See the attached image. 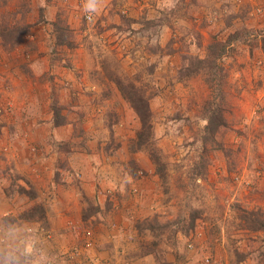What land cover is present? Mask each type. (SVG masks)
<instances>
[{
    "label": "rangeland",
    "instance_id": "1",
    "mask_svg": "<svg viewBox=\"0 0 264 264\" xmlns=\"http://www.w3.org/2000/svg\"><path fill=\"white\" fill-rule=\"evenodd\" d=\"M85 4L0 0V264H264L243 216L264 218V0ZM214 48L222 148L202 143L204 75L182 76ZM127 84L165 178L134 143Z\"/></svg>",
    "mask_w": 264,
    "mask_h": 264
},
{
    "label": "trees",
    "instance_id": "2",
    "mask_svg": "<svg viewBox=\"0 0 264 264\" xmlns=\"http://www.w3.org/2000/svg\"><path fill=\"white\" fill-rule=\"evenodd\" d=\"M59 30L61 31L59 32L60 37H65L66 33L64 29L61 28ZM19 33H23V31L18 26H15L13 29L8 31L7 34H10V36H12V42L7 41V43L5 42L4 45L6 46V44H12L14 40L15 44H13V46L17 45V41L21 39L20 37H22L21 34L18 35ZM0 36L2 38L5 36L2 34V31L0 32ZM3 39L5 40V38ZM211 48L213 49V47ZM222 54H224V50L222 48L217 51L214 48V51H212V53L210 52L209 57L204 58L203 60L196 61V68L194 70H189L186 68L182 70V73L184 74L182 76L185 77L192 76L196 73H201L202 75H204L205 80L208 83L210 94L203 104V111L207 123L204 127L202 143L204 146H207L208 142L210 141L213 144H217V146H219L217 148L222 147L220 143L216 142L215 136L220 128L227 126V120L225 118L227 109L225 107V103L220 100L223 99V97H219V95L216 94L219 91V81L216 78L211 79V75L209 74L213 68H216L219 72L222 71V67H220L217 63V58H220ZM217 76V73H215V77ZM120 88L124 99L128 102L140 121V128L136 133L134 143L138 149L147 151L150 160L155 165L156 171L158 172L159 176L161 178H165L166 166L160 150L156 147L155 142L153 141V127L151 123V111L148 100L145 98L144 94L140 90L135 88L132 84L122 85ZM34 211L42 214L44 212L42 206L35 207ZM245 214L246 215L243 216L244 218H246V222H248L245 226H248V228L255 232L264 231V218L262 214L257 211L245 212ZM194 227L195 218H190V221L187 225H181V227L178 226V228H180V231L184 230L183 232H187Z\"/></svg>",
    "mask_w": 264,
    "mask_h": 264
},
{
    "label": "clouds",
    "instance_id": "3",
    "mask_svg": "<svg viewBox=\"0 0 264 264\" xmlns=\"http://www.w3.org/2000/svg\"><path fill=\"white\" fill-rule=\"evenodd\" d=\"M101 3L102 0H86V4L84 6L85 11L89 13H96L99 11Z\"/></svg>",
    "mask_w": 264,
    "mask_h": 264
},
{
    "label": "built area",
    "instance_id": "4",
    "mask_svg": "<svg viewBox=\"0 0 264 264\" xmlns=\"http://www.w3.org/2000/svg\"><path fill=\"white\" fill-rule=\"evenodd\" d=\"M88 19H89V20L91 19V16H90V15L88 16Z\"/></svg>",
    "mask_w": 264,
    "mask_h": 264
}]
</instances>
